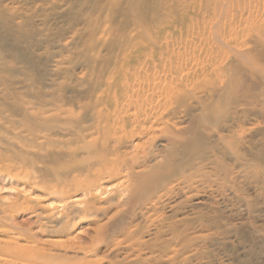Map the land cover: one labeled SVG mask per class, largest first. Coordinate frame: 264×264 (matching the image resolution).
<instances>
[{
	"label": "bare ground",
	"instance_id": "obj_1",
	"mask_svg": "<svg viewBox=\"0 0 264 264\" xmlns=\"http://www.w3.org/2000/svg\"><path fill=\"white\" fill-rule=\"evenodd\" d=\"M236 3L230 4L235 13ZM241 3L237 4L243 8ZM252 3L264 12V0ZM192 4L191 0H0V100L20 106L17 113L0 109V125L14 126L4 128V133L0 130V140L8 145L6 149L14 145L15 138L32 143L30 151L41 157L40 160L34 156L42 168L47 167L42 158L49 160L56 156L70 164L71 171L73 167L80 168L72 171L69 178L64 169L67 183L61 184L58 179L56 186L52 183L53 187H46L57 199L56 206L42 213L35 211V215L42 219L41 222L37 219L39 226L44 223L45 227L42 226L49 234L61 236L71 219L73 224L81 215L91 216L109 207L110 202H101L103 197L109 199L108 193L112 192L113 201L124 203L132 201L138 188L153 182L159 183L153 195L146 194L150 196L147 201L139 204L136 201L138 205L134 208L135 217L148 221L147 224L154 225L159 218L180 212L184 207L194 209L213 203L227 220L242 222L254 217L258 222L250 228L257 234L264 233V175L254 177L261 164L253 160L256 156L242 155L235 144L263 125L259 123L264 112V93H259L262 84L258 86L259 81L256 82L257 94L253 87L249 89L248 92H255L249 94L254 101L250 97L249 100L245 97L248 92L245 93L244 83H248L243 75L246 66L254 61L247 52L252 43L248 40L258 32L254 33L250 27L253 21L249 23L241 19L243 14L237 13L241 18L235 19L236 14L232 13L235 20L226 25L223 21L218 24L217 16V21L206 23H198L189 16L190 21L183 23L182 11ZM263 19L264 16L260 21ZM230 56L237 58L238 67L231 64L230 68L227 62ZM231 77L234 86L229 84ZM232 87L237 88L235 94L240 98L234 104L232 101L233 105L223 103L230 104L223 110L224 99L220 96ZM195 137L200 146V141L205 140L202 147ZM17 139L16 142L20 140ZM2 143L0 161L7 158H3L6 150ZM55 161L51 162L53 166ZM98 173H105L107 179L115 178L109 191L102 190L104 186L99 183L106 178H100ZM253 192L258 197L252 201L247 194ZM162 202L165 211L159 213L157 208ZM3 208L2 205L0 221L9 219ZM107 222L99 225L95 234L101 233V237L110 226L113 229L115 224ZM11 231L9 228L7 233ZM8 238H0V264H56L57 255L46 252L45 247L39 248L28 237L26 242H20L25 239L19 235ZM123 239L114 241L115 249L132 248L133 241ZM222 239L220 245L238 242L232 232ZM198 245L177 249L176 256L173 251L170 264H212L200 256ZM237 245L238 253L246 251V247ZM219 254V263L230 264L227 250ZM94 260H78L75 264H97L98 260Z\"/></svg>",
	"mask_w": 264,
	"mask_h": 264
},
{
	"label": "rangeland",
	"instance_id": "obj_2",
	"mask_svg": "<svg viewBox=\"0 0 264 264\" xmlns=\"http://www.w3.org/2000/svg\"><path fill=\"white\" fill-rule=\"evenodd\" d=\"M191 1H193L194 4L188 6L184 11H182L183 12L182 13L183 23L189 22L190 21L189 18L192 17L191 20H195L198 23H200V22L206 23L208 20L210 22H213L214 20L219 19L218 24H221L224 22L223 24L226 25L227 23H232L237 18L238 19L241 18V16L239 17L238 15H242V14H243L242 15L243 17L241 19L244 18V19L250 21L249 23H252V21H253V23H252L253 25L250 24V27H252V31L254 33L258 32L259 34L257 33L256 36L251 37L252 39L248 40L249 43L252 42L253 44L252 43H251L252 45L249 44V48H247V52H248L249 56L252 57V59L254 61H253V64L247 65L246 69H244L243 75L245 74L246 78H247L246 79L245 75H244V79H246L245 82L247 81L246 83H248V85L244 83V85H246L244 87H246L245 93H247L249 91V89H252V87H253L252 90H254L256 92V94L258 93L257 91H259V88L261 87L262 89L259 91V93L263 94L264 93V42H263V40H264V27L262 28V26H264V19L260 21V19L263 18V16H264V14H263L264 12L262 11L263 9L261 8V10H260L258 5L256 6V3H252L254 0H247L248 2L246 0H244L245 2L243 0H239V2H238V0H236L235 2H237L238 4H240V2L242 1L241 4L243 5V8H242L240 5H238L236 3L237 8L234 7L233 9L234 10L236 9V11H237L236 13L238 14L237 15L235 13V11L231 10V8L233 6L230 4H235V2L233 3L234 0H230V1H228V0H225V1H223V0H216V1L215 0H197V1L191 0ZM221 1H222V3H220ZM227 2L230 6L228 4L226 5ZM244 4L246 6L248 4L249 5H248V7H246V6H244ZM219 5H221V6L219 7ZM222 6H223V8H222ZM212 8L216 9L214 16L212 14ZM228 8H230V9H228ZM255 8H256V10H258V8H259V10L256 11ZM220 9H222V11ZM250 9H251V11L255 12L253 15L251 14L253 12H251ZM202 10L204 13L202 12ZM225 10H227V11H225ZM248 10L250 11V13ZM223 11H224V13H223L224 16L221 15V13ZM260 11H261V13H260ZM225 12L228 13V16H232L235 13L236 15L235 14H234L235 16L233 15L235 19L233 18V16L231 18L230 17L228 18V16L226 15L227 13L225 14ZM219 14L221 15V19H220V17H218V16H220ZM249 14H250V16H249ZM259 14H261V15H259ZM206 15L208 16L207 18H209V19H206ZM254 15L256 17H254ZM216 16H217V18H216ZM210 17H212V18H210ZM252 17H254L255 19H253ZM202 19H203V21H202ZM212 19H213V21H212ZM254 23L256 24V26H254L255 25ZM261 36H262V38H261ZM258 37H260V38H258ZM255 40H257V41H255ZM255 43H257V45ZM259 43H261V44H259ZM259 47H260V49H259ZM254 48H256V49H254ZM251 52H253V53H251ZM234 59H236V60H234ZM233 60L235 62H233ZM236 61H237V58L235 56H233V57L230 56L228 58L227 62L230 63L229 64L230 68L232 65L235 67H238L237 65H239V61H237V64L234 65L236 63ZM233 66H232V68H233ZM233 81H234V78L232 79V77H231V79L229 80V84H233L234 83ZM257 81H259V82H257ZM256 82L258 83V86L261 84H262V86H259V88H258ZM253 83H255L256 85H254ZM232 86H234V84ZM225 89L226 88H224V90ZM231 89L232 90H230V88H227L226 89L227 92H226V90H225V92L223 91L224 98H223L222 94L220 96L221 98L220 97L219 98L224 99V100H222L223 101L222 102L219 99L220 104H221V102H222V105H223V103H225V104H227V103L232 104L233 103L234 104V101L236 102L237 100H239L240 97L239 96L237 97V95L235 94V93H237V92H235V91H237V88H236V90L235 89L233 90V87ZM255 89L256 90L258 89V90L256 91ZM246 90H247V92H246ZM252 90H250V91H252ZM230 91H232V93ZM254 91H252L251 93L254 94L255 93ZM225 93H228V95L226 94L227 95L226 96ZM251 93L248 92L247 93L248 95L245 94V97L248 98L249 100L251 98V100L254 101V98H252L253 96H250V95H252ZM231 96H233V97H231ZM226 98H228V99H226ZM236 98H237V100H235ZM15 104L13 103V105H12V103H5L3 101V99H1L0 100V109L8 111V113H9V110H11L10 113H15V111L17 113V111H19L17 109H20V106L18 104H16L18 106L17 107ZM225 104L223 105L224 106L223 110L226 107L230 106V104L228 106ZM259 106H261V105H257L256 108L258 107L259 109H261ZM261 113H260L261 114L260 117H263V118H261L262 120L259 117V113H258L257 120H258V122L261 120V122H259V123L264 125V120H263L264 116H262L264 114V112H261ZM6 124H8V123H3V126L4 125L6 126V127H4L5 130L8 126L10 127V124L9 125H6ZM263 125L261 126V128L257 129L258 131H255L254 133L249 135L247 139H245L243 141L235 142L236 147L238 148V151L242 155H244L246 158H248V157L254 158L256 156L253 160H255L256 163L258 162V164H261L260 169H258L257 172H255L254 177H256V178H260V177H262L261 175H264V165H263L264 164V126ZM13 127L11 126L10 128H13ZM4 128L2 127V124H1L0 130L3 131L1 133H4V131H5ZM36 128L39 129V127H36ZM36 128L33 127V129H36ZM203 133H204V131H203ZM199 134H201V133H199ZM199 134H197L196 136L199 137L200 136ZM202 136H205V133ZM198 137L197 138L195 137L197 139L196 142L199 141ZM204 138L205 137H202V139H204ZM16 139L17 138L14 139V141H15L14 145H16V144H18V145H16L15 148L13 147L14 145L13 146L10 145L8 149H6L8 147V145L6 146V143L3 142V140L2 141L0 140L1 141L0 143H2V142L4 143V145H3V143L1 144L3 146V150H6L3 152L5 154V156H3V158L7 157L6 159H2V161H0V167H1V173H0V206L1 207L0 208L2 210V205H3L4 206L3 210L5 209L4 212L7 214L9 213L8 214L9 216L6 214V219H7V216L9 217V219H7L6 221L4 220L5 218L1 219V221H3V223L0 224L1 225L0 227H2V226L5 227L4 226V224H5L6 227H8V228H6V229L3 227L0 228V230H2V232L0 231V238H8V237H12V236L16 237L17 235L24 238L26 236L24 238L25 240L20 239L19 241L20 242H26L27 240L28 241L30 240L35 245L39 244L37 246H39V248H41V249H43L45 247L44 250L46 252H47V250H49L50 252L48 251V253L52 252V254L57 255V260H55L56 264H73V263L75 264V263H78L82 260H90V259H95L94 261L98 260L97 264H170V261L174 257L173 254L177 251V249L180 250L182 248L180 250V251H182L185 249V247L189 248L190 246L198 245V244H200V245H198L199 246L198 252H199L200 256H203V258H207V260L210 261L212 264H222L221 262L219 263V259H218L220 256L219 253L222 251H226V250L229 253L230 258H231V259L229 258L230 260L228 259L229 260L228 262L230 264H264V241H262V240H264V233H263V231L262 232L259 231V234H257L252 228H250L252 226V223L256 224L258 222V221L256 222V219L254 217L253 218L250 217L249 219L243 220L242 222H235V221L227 220V218L224 216V214H222L221 212H219L215 208L216 206H214L213 203H211L209 205L194 207V209L191 208L192 210L189 207H184L181 210H186V211L181 212V210H180V212L169 215L165 218H159L158 221H156L157 223H154V225H151L150 223L147 224L148 221L147 222L142 221V220H140V218L135 217V216H137V213H136L137 209H134V208H136V206L140 202L144 203L145 201H147V199L150 197L149 195H151V196L153 195L152 193L155 191L156 186L159 184L158 182L150 183V185L149 184L146 185L147 187L142 186L141 188H138L140 190V192L138 189L135 192L136 193L138 192L139 196L140 197L143 196V198L141 199L138 196V193L136 194L134 192V195L135 194L136 195L135 196L133 195L132 201H130V199H129L127 202H124V203L120 202L121 204H123V205H121V207L119 206L120 205L119 202H117L116 200L113 201L111 199L112 197L110 195H113V194H112V192H110V194L109 193L107 194V196H109V199H107L108 197H106V199H105V197H103V199L101 198V202L102 201L110 202L109 207L101 209L100 210L101 212L98 211L99 213L95 212L96 216H95V213L91 216L90 215H84V217H83V215H81L82 218H81V216L75 218V220L72 221L73 224L71 223L72 219L70 220V223L72 225L70 223H68V225L64 226L63 231H65L66 229L67 230L64 233H62L61 236H59V235L55 236V235L49 234L48 229L47 230H46V228L44 229L45 226L43 225L44 224L43 221H42V223H43L42 225L44 227L42 225L39 226V222H41L42 219H38V217L35 215V211H37V212L40 211L42 213L44 210L46 211L47 209H49V211H50L52 208H55V206H56L57 199L55 197L51 196L47 192L48 188H46V187H47V185L50 186L52 183L55 185V182L58 181V179H59L58 182L59 183L61 182V184H62V181H63V183H67V181H66L67 178L64 180V175H65L64 173H66V171L64 169L67 170L66 175L69 178L72 171L74 172L75 169L80 170V168L73 167V170L71 171L70 169H72V167L71 168L68 167V165H70V164L64 163L63 160L61 162L60 158H58L57 156L56 157L49 156L50 158L52 157V159H49V160L51 161V160H53V158L54 159L56 158L59 161V163H57L58 161H55L56 159L53 161H55L57 163L56 164L54 162L55 166H57L59 164L57 166V168H59V169L56 170L55 169L56 167L52 165L53 163H51L53 161L49 162V160L47 158H46L47 160H43V158H42V163L44 165V163L46 162L45 166H47V167L49 166V167L48 168L47 167L42 168V164H41V162H39L41 160L40 159L41 157L39 155L37 156L36 153L34 152V150H32L33 152L30 151L31 149H33V148H30L31 146H33V144L32 143L29 144L28 141H25V140L23 141V139H21V138H18L20 140L17 139L18 141L16 142ZM18 142H20V144L25 142L24 146H20V144ZM26 142H28V148H30L29 150H25V149H28L27 146H25V145H27ZM200 142H201V146H200L199 142H198V146L202 147V144H204L205 140L203 142L201 140ZM29 145H30V147H29ZM21 147H23V148H21ZM24 147H26V148H24ZM16 148H17V150H15ZM18 148H20V149H18ZM11 149H13V150H11ZM21 149H23V151H25V153H22L23 151ZM8 150L13 151V152H10ZM15 151H16V153H19V154L15 155L16 154ZM29 151L31 153H35V154H31V153L29 154ZM22 155L25 156V158ZM27 155H30V156L33 155V157L31 156L32 159H30L31 157L27 156ZM35 155L38 158L40 157L39 158L40 160H38V158L36 160L34 157ZM11 156H13V157H11ZM258 156H260V157L258 158ZM8 157H9V159H8ZM28 158H29L28 162L30 161L29 163L27 162ZM6 160H7V162H6ZM48 163H50L52 166ZM63 164L66 165V167H68L70 171L65 166H63ZM61 165H62L63 169L61 168ZM39 166H40V168H39ZM22 167H24V169ZM50 167H52V168H50ZM178 167H177V169H178L177 171H179V169H180ZM20 169H22V170H20ZM26 169L28 170V172L30 171L29 174L26 171L25 172L27 174L25 172H23V170H26ZM77 170L75 173H79V172H77ZM31 171H33V172H31ZM174 171H176V170L174 169ZM22 172H23V174H21ZM34 172H35V175L33 174ZM60 172L61 173L63 172L62 175L63 174L64 175L62 176L60 174ZM73 172H72V174H73ZM36 173H37V175H36ZM100 173H103V172H100ZM100 173H98V175ZM32 174L35 176L33 179H32V176H33ZM59 175H61L62 178H59ZM103 176L106 179L101 180V183H99V184L101 186H104L102 190H104V189L106 190V188H107L106 191H109L112 187L111 186L112 183L114 184V182H115V180H114L115 178L112 176L111 177L112 179L109 177L108 178L109 180H108L105 173H104V175L100 174L99 177L103 178ZM30 179H32V180H30ZM33 181H35L34 182L35 185L33 184ZM40 181H42V182H40ZM58 182H57V185H59ZM150 187H151V189L153 188L151 193L149 191V190H151ZM146 194H149V195H146ZM256 194L257 193L253 192V193L247 194V196H249L250 200H252V199L255 200L256 197H258V194L257 195ZM102 195L105 196V194H102ZM110 200H112V202ZM129 201L131 202V204ZM136 201L138 202V204ZM113 202L115 205L113 204ZM165 202H167V200ZM165 202L164 203L162 202L159 204V207L157 208V210L158 209L159 210L157 212L160 213V212L165 211V205L162 206L163 204H165ZM27 203H29V204H27ZM126 203H128V204H126ZM111 204H112V207H111ZM116 204L117 205L119 204V205L117 206ZM132 204L134 205L133 207H132ZM26 206H27V208H26ZM105 206H106V204H105ZM117 207H118V209H117ZM8 208H10L11 210ZM135 210H136V212H135ZM85 216H89V218H85ZM93 216H94V218H92ZM91 218H92V220H91ZM109 218L111 219V221L107 222V220ZM37 219L39 220V222H37ZM159 220H160V222H159ZM250 220H251V222H250ZM105 221L107 223H110L111 225L115 224V226H113V229H112V226H110L111 228L109 227L110 229L108 231L104 232L105 237L103 236L104 235L103 234L101 236L102 237V239H101V237H100L101 233H99V234H95V233H97V231H98L97 229H98L99 225L102 226L105 223ZM129 225H131V226L129 227ZM39 227H41V228L39 229ZM9 228L12 231L7 233ZM4 230H6V231H4ZM3 231H4V233H3ZM13 232L14 233L16 232L19 234L15 233V235H14ZM45 232H48V233H45ZM229 232L235 233V235L237 236V241L239 242V243L238 242H236V243L241 244L240 245L241 247H244V248L246 247L245 248L246 251L244 250V252L238 253L240 250L238 248L239 245H237L236 243L233 245H226V244L220 245V241L223 240L222 238L225 236V234H228ZM24 234H27V235L23 236ZM7 235H10V236H7ZM130 236H132V237L130 238ZM27 237H28V239H27ZM97 237H99L98 238L99 240L97 239ZM118 238L119 239L124 238L123 240H125V241H130V239H131V241H133L132 248H125V250L124 249H115L113 246V243L116 239L119 240ZM8 239H11V238H8ZM100 239H101V241H100ZM57 241H58V243L56 244ZM213 242H215V243H213ZM51 244H53V246H55L54 244H56V246H58V244H64L65 247L59 245L58 247H61V248H57L56 246H55L56 247L55 248ZM66 245L67 246L71 245V246H68L69 247L68 248V247H66ZM218 245H219V247H218ZM79 247H80V249L78 250ZM81 247H83V248H81ZM67 248L69 250H67ZM223 248H225V249H223ZM90 249H91V251H90ZM126 249H128V250H126ZM65 250H67V251H65ZM173 251H174V253H173ZM177 252L174 254L175 256H176ZM170 258H172V259H170ZM73 260H75V261H73Z\"/></svg>",
	"mask_w": 264,
	"mask_h": 264
}]
</instances>
